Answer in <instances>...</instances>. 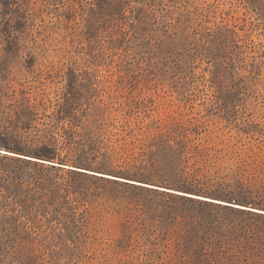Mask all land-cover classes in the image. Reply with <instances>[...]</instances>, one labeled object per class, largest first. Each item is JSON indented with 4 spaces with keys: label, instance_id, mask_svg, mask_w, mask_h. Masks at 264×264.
<instances>
[{
    "label": "rangeland",
    "instance_id": "1",
    "mask_svg": "<svg viewBox=\"0 0 264 264\" xmlns=\"http://www.w3.org/2000/svg\"><path fill=\"white\" fill-rule=\"evenodd\" d=\"M159 187L264 210V0H0V264H264Z\"/></svg>",
    "mask_w": 264,
    "mask_h": 264
},
{
    "label": "bare ground",
    "instance_id": "2",
    "mask_svg": "<svg viewBox=\"0 0 264 264\" xmlns=\"http://www.w3.org/2000/svg\"><path fill=\"white\" fill-rule=\"evenodd\" d=\"M12 153H13V152H12ZM22 156H23V155H22ZM25 157H30V156H25ZM34 159H37V158H34ZM40 160H42V159H40ZM42 161H43V160H42ZM77 169L84 170V171H87V172L96 173V174H99V175H105V176H107V177H111V178H117V179H122V180H128V181H131V182H136V183H141V184H144V185L154 186V185H151V184H147V183H143V182H139V181H135V180H129V179L122 178V177H119V176H115V175H112V174H106V173H102V172L91 171V170H87V169H84V168H77ZM156 187H157V186H156ZM159 188L166 189V190H170V191H174V192H178V193H182V194L192 195V196H194V197H198V198H204V199H209V200H213V201H217V202H223V203H229V202H225V201H222V200L213 199V198H210V197H204V196H200V195H196V194H190V193H186V192L179 191V190H173V189L164 188V187H159ZM229 204L234 205V206H236V207H243V208H248V209H252V210H255V211L264 212V210L257 209V208H252V207H247V206H243V205H241V204H237V203H229Z\"/></svg>",
    "mask_w": 264,
    "mask_h": 264
}]
</instances>
